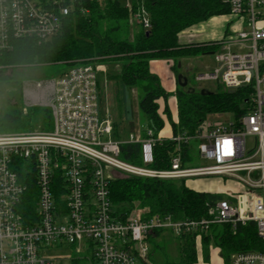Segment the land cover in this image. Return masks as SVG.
<instances>
[{"label":"built area","instance_id":"obj_1","mask_svg":"<svg viewBox=\"0 0 264 264\" xmlns=\"http://www.w3.org/2000/svg\"><path fill=\"white\" fill-rule=\"evenodd\" d=\"M84 1L105 0H0V53L28 37L50 40L75 5ZM223 1L242 27L222 39L214 68L195 78L220 82L226 91L250 88L247 111L225 122L208 115L192 134L162 137L177 142L178 150L195 142L197 156L208 164L184 166L178 151L170 168H152L157 141L152 129L146 128L145 138L132 134L125 141L116 139L114 122L100 106L99 73L105 69L78 63L47 85L53 93L51 130L0 133V264H54L47 252L63 246L91 252L94 264H150L149 238L158 232L170 231L176 237L196 232L201 251L202 233L218 223L253 221L264 241V28L259 23L264 0ZM126 7L133 22L149 31L142 0H129ZM122 142L141 144L142 165L120 158ZM256 171L260 177L253 179ZM117 173L159 179L218 176L233 186L219 193L222 199L206 204V218H144L142 210H134L120 219L113 214L109 196L110 180ZM29 195L36 208L25 218L21 204ZM229 263L264 264V252L233 253Z\"/></svg>","mask_w":264,"mask_h":264},{"label":"trees","instance_id":"obj_2","mask_svg":"<svg viewBox=\"0 0 264 264\" xmlns=\"http://www.w3.org/2000/svg\"><path fill=\"white\" fill-rule=\"evenodd\" d=\"M149 15L151 28L146 31L132 20V11L119 0H105L102 4L84 1L77 3L63 22L61 31L47 41L39 42L25 38L15 42L14 49L0 53V73L10 70L6 78L0 79V94L8 85L5 101L6 110L0 117V133L34 131L41 125V131L53 126L51 109L46 106H30L26 110L23 102V80L19 72L26 67L40 65H65L58 73L62 75L78 63L94 65L121 64L119 75L120 106L130 119L134 129L129 98V89L142 92L139 108L147 119V128L152 129L156 142L154 163L158 170L171 167L173 157L182 154L184 166H190L196 156L195 142L182 144L163 139L166 118L171 121L173 136L192 134L198 122L208 115L232 114L239 118L248 108L250 88H238L234 93L228 90L201 93L188 92L181 87L177 75L181 69L177 64L183 58L213 54L221 47L222 39L211 41H182L183 36L196 25L208 19L230 14V7L223 0H142ZM173 62L176 75V90L169 92L162 85L160 77L151 67L153 60ZM174 96L177 103L178 120H172L168 98ZM164 102V105H163ZM144 128L141 135L145 138ZM119 133L114 128V137ZM120 158L135 165H142L141 144L122 142ZM21 178L25 176L23 169ZM61 176L58 183H62ZM29 180L34 182L33 176ZM187 179H159L135 175H122L110 180L109 196L113 214L126 219L134 210H142L143 217L154 215L171 216L173 220H199L207 217V203L222 199L223 195L193 188ZM29 195L21 208L25 214L35 213L36 200ZM157 234H160L158 232ZM196 232L177 237L178 264L198 262ZM203 249L210 244L217 246L225 264L233 253L264 252V241L259 237L256 224L231 223L213 224L202 235ZM205 252V251H204ZM150 255V253H149ZM89 256L84 257L88 259ZM93 263L95 259L91 257ZM207 259V256H206ZM80 264L79 258L72 259Z\"/></svg>","mask_w":264,"mask_h":264},{"label":"rangeland","instance_id":"obj_3","mask_svg":"<svg viewBox=\"0 0 264 264\" xmlns=\"http://www.w3.org/2000/svg\"><path fill=\"white\" fill-rule=\"evenodd\" d=\"M124 6L129 4V0H119ZM229 18V14L216 16L208 19V21L196 25V34L201 39H209L213 37H219L218 39L225 38L226 35L232 34L233 30H228L229 25L234 21V18ZM261 27L264 28V19H262ZM263 24V25H262ZM225 34V35H224ZM218 51V50H217ZM216 62L213 54L197 55L196 57L183 58L178 62L177 67L181 69L178 74H183L188 78V86H192L197 91L207 89L212 93L214 91L225 90L222 83L217 81H203L199 82L196 80L195 76L198 73L205 72L214 68ZM173 62H167L166 60H160L159 63H154L152 69L155 70L160 77L162 85L169 92H174L176 90V75L174 67H172ZM104 67V71L99 73L100 81V106L103 114L108 112L111 118L115 117L116 120L121 118V113L119 109V75L121 70V64H101ZM65 65H40L31 66L23 68L19 72V77L23 80V102L26 106V110L30 106H46L51 109V99L53 97L52 90L47 86L54 79L58 77V73L65 69ZM10 74V70L5 73H0V79L6 78ZM38 82L42 84L37 85ZM52 84V83H51ZM8 85L3 87V94H0V117L4 115L6 110L5 95L8 90ZM130 94V104L132 110L133 121L135 123V131L130 132L128 128L123 132L121 136L124 138H129L130 135H134L135 138L139 137L141 130L146 129L147 119L144 113L139 108V98L142 96V92L138 93L136 89H129ZM168 105L170 108L172 120L177 122V103L174 96L168 98ZM164 105V102H163ZM214 121L225 122L232 119V114H215L212 116ZM122 121V120H121ZM120 121V122H121ZM167 126H171V121L167 119ZM119 122V124H120ZM129 127V125L127 124ZM37 131H41V125L35 128ZM34 130V131H36ZM129 136V137H128ZM208 164L205 160H202L195 156L193 163L190 166H204ZM117 177L122 176V174L117 173ZM253 179H258L260 177V172L256 171L251 174ZM187 184L193 188L220 193L224 188L232 187L231 182L224 181L221 177L210 176V177H198L187 179ZM150 243V264H178V238L170 231H164L157 236L149 238ZM47 255L53 260L54 264H73V258H79L80 264H94L91 257L92 254L89 251L77 252V249L71 246L55 247ZM211 259L207 264H224L225 260L220 257V250L217 246L212 244L211 248ZM89 256L88 259L84 257ZM203 264V263H201Z\"/></svg>","mask_w":264,"mask_h":264},{"label":"crops","instance_id":"obj_4","mask_svg":"<svg viewBox=\"0 0 264 264\" xmlns=\"http://www.w3.org/2000/svg\"><path fill=\"white\" fill-rule=\"evenodd\" d=\"M216 17V16H215ZM230 18H234L232 15L229 14V18H226V20L230 19ZM208 21V20H207ZM206 22V21H205ZM203 23V22H202ZM199 25V24H198ZM263 25V24H262ZM241 25H240V22L239 20H237L236 18H234V21L231 23V25H229L228 27V30H232L234 29L232 32H235L237 30H240L241 29ZM195 28V27H194ZM192 29L190 31H188L187 33L184 34L183 36V39L182 41L184 42H191V41H211V40H217V38L219 37H213V38H209V39H201L199 36H196V35H193V33L196 32V28L195 29ZM196 34V33H195ZM225 35V34H224ZM222 39V38H221ZM160 60H153L151 62V67H153V64L154 63H159ZM168 62V61H167ZM155 72V70H154ZM100 82V81H99ZM130 91V90H129ZM129 98H130V94H129ZM119 106H120V96H119ZM120 109V113H121V118H120V115H119V119L116 120L115 117L112 118L113 122H114V128L117 127V131L119 133V136H118V140H121V141H125L127 140L128 138H122L121 136L123 135V132L126 130V128L129 129V131L132 133L135 131V123H134V129L131 130V127H130V119L128 117H126L123 113V109L121 108V106L119 107ZM166 118V117H165ZM122 120V121H121ZM121 121V122H120ZM120 122V124H119ZM127 124L129 125V127L127 126ZM147 128V127H146ZM141 133H142V130H141ZM140 133V135H141ZM129 137V136H128ZM160 137H164V138H170V137H173V132H172V128L171 126H167V121H166V124H165V127L164 129L160 132ZM211 248H212V244L209 245L207 251L204 250L202 248V250L198 252V262L196 264H207V262H209V260L211 259ZM205 251V252H204ZM206 256H207V259H206ZM220 257L221 256V252H220ZM223 258V257H222ZM224 259V258H223ZM225 264V263H224Z\"/></svg>","mask_w":264,"mask_h":264},{"label":"water","instance_id":"obj_5","mask_svg":"<svg viewBox=\"0 0 264 264\" xmlns=\"http://www.w3.org/2000/svg\"><path fill=\"white\" fill-rule=\"evenodd\" d=\"M177 81H178V83H180L179 85L181 86V87H188V92H195L196 91V89L195 88H193L192 86H188V78L186 77V76H184L183 74H178L177 75ZM207 92V93H211L209 90H207V89H203V90H201V93H204V92ZM230 93H234L235 92V90H230L229 91Z\"/></svg>","mask_w":264,"mask_h":264}]
</instances>
